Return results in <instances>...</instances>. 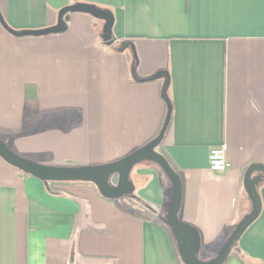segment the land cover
I'll use <instances>...</instances> for the list:
<instances>
[{"label":"crops","instance_id":"0c3cea01","mask_svg":"<svg viewBox=\"0 0 264 264\" xmlns=\"http://www.w3.org/2000/svg\"><path fill=\"white\" fill-rule=\"evenodd\" d=\"M79 4L111 14L110 44L106 23L87 13L42 37L14 36L0 22L1 140L49 166L120 161L167 113L164 80L136 82L132 69L140 79L167 72L163 148L182 177L179 219L199 232L202 261L212 260L252 211L246 171L264 164V0H0V13L11 30L44 31ZM125 43L137 60L119 51ZM27 87L40 113L27 111ZM223 147L231 167L214 173L209 155ZM130 180L139 211L93 184H50L0 158V264H183L167 221L168 177L142 163ZM258 194L260 215L234 247L241 261L227 264H264V183Z\"/></svg>","mask_w":264,"mask_h":264},{"label":"water","instance_id":"95a60500","mask_svg":"<svg viewBox=\"0 0 264 264\" xmlns=\"http://www.w3.org/2000/svg\"><path fill=\"white\" fill-rule=\"evenodd\" d=\"M72 13H87L97 19L103 20L106 23L103 39L108 44L112 42L113 18L111 14L93 5L79 4L62 9L59 14L58 25L44 31L16 32L11 30L4 22L1 13L0 22L14 36L42 37L66 31L67 16ZM125 48H131L134 58L137 60L132 43L123 44L119 51H123ZM132 76L136 82H151L163 79L164 84L161 95L167 105L166 117L159 135L136 152L120 161L102 166L58 167L39 164L24 158L9 149L8 145L0 138V158L20 172L44 182H81L93 184L104 198L115 201L134 193L135 187L130 180V175L136 166L142 163L156 164L168 177L173 187V199L168 209L167 221L177 242L179 255L183 264H225L242 235L260 215L261 201L258 188L264 183V164H253L245 173L244 188L252 202V211L236 225L226 244L215 258L209 261L200 260L201 239L199 232L194 227L182 223L179 219L183 190L181 178L166 158L157 151L165 138L172 117V103L168 95L170 85L169 75L167 72L162 71L149 78L140 79L133 68Z\"/></svg>","mask_w":264,"mask_h":264},{"label":"trees","instance_id":"16d2710c","mask_svg":"<svg viewBox=\"0 0 264 264\" xmlns=\"http://www.w3.org/2000/svg\"><path fill=\"white\" fill-rule=\"evenodd\" d=\"M26 105H27V111H30V112L39 111V113H40L39 106H38V101H37V96H36V93H35V90H34L33 87H27L26 88ZM169 128H170V125H169ZM169 128H168V130H169ZM0 131H3V130L0 128ZM160 131L158 132V134H156V136L153 139H155L159 135ZM165 137H166V135H165ZM163 143H164V140L161 143V145L158 147L159 152L166 158V160L169 162V164L172 166V168L175 170V172L180 176V178L182 180L180 172L174 166L172 160L169 158V156L167 155L166 151L164 150ZM20 173L25 175V176H30V175L24 174L22 172H20ZM48 183H50V184H63V183H57V182H48ZM178 258L181 261L180 257H178ZM232 258H236V259L241 261V257L239 256L236 248L233 249L230 257L228 258V260L226 261L225 264H227L229 262V260H231Z\"/></svg>","mask_w":264,"mask_h":264},{"label":"built area","instance_id":"2783aa9c","mask_svg":"<svg viewBox=\"0 0 264 264\" xmlns=\"http://www.w3.org/2000/svg\"><path fill=\"white\" fill-rule=\"evenodd\" d=\"M231 167V164L228 162L225 147L214 150L209 155V168L214 173H225Z\"/></svg>","mask_w":264,"mask_h":264},{"label":"rangeland","instance_id":"374dc122","mask_svg":"<svg viewBox=\"0 0 264 264\" xmlns=\"http://www.w3.org/2000/svg\"><path fill=\"white\" fill-rule=\"evenodd\" d=\"M133 198H134V194H131V195H128V196H126V197H123V198L117 200V202H119L120 204L126 205V206L129 207V209L132 210V211H139V210L136 208V206H135V204H134V202H133ZM147 214H149V213H147ZM149 217H150V216H149ZM202 259H203V257L200 256V260H202Z\"/></svg>","mask_w":264,"mask_h":264}]
</instances>
